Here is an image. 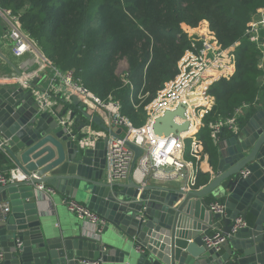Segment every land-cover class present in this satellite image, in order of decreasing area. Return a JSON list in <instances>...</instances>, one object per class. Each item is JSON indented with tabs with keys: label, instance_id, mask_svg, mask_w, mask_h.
I'll use <instances>...</instances> for the list:
<instances>
[{
	"label": "water",
	"instance_id": "1",
	"mask_svg": "<svg viewBox=\"0 0 264 264\" xmlns=\"http://www.w3.org/2000/svg\"><path fill=\"white\" fill-rule=\"evenodd\" d=\"M72 100L77 104L76 97ZM182 112H165L155 122L154 133L166 137L183 132L187 123L174 122ZM82 116L114 136L99 117ZM0 143L23 174L34 176L28 183L0 187V204L10 205L7 215L0 209V264H83L98 259L100 264H264V105L238 135L219 145L209 182L186 191L149 177L138 181L134 173L141 151L130 143L133 159L127 177L109 181L107 137L94 149L80 150L56 116L38 113L31 93L16 85L0 86ZM36 184L54 190L51 200L55 194L72 200L85 197V207L105 221L98 240L85 237L80 225L72 236L42 225L48 215L40 209ZM209 197L223 204L224 214L209 211ZM248 214L256 218L254 225L232 233L235 220L245 221ZM217 222L227 237L223 254L203 248L201 242ZM108 231L111 238L103 244Z\"/></svg>",
	"mask_w": 264,
	"mask_h": 264
},
{
	"label": "trees",
	"instance_id": "2",
	"mask_svg": "<svg viewBox=\"0 0 264 264\" xmlns=\"http://www.w3.org/2000/svg\"><path fill=\"white\" fill-rule=\"evenodd\" d=\"M0 9L22 11L21 26L47 62L73 71L99 99L110 95L119 101L124 116L136 126L142 125L145 105L177 74L190 41L197 40L190 31L205 24L209 41L219 49L240 41L232 50L234 74L209 88L214 106L196 135L211 167L217 163L219 144L209 136L208 124L230 117L242 103L254 102L264 92L259 86L260 51L244 37L264 9V0H0ZM121 62L127 64V85L117 75ZM146 93L136 109L138 96ZM219 136L221 142L231 137L226 129ZM200 177L197 188L209 179Z\"/></svg>",
	"mask_w": 264,
	"mask_h": 264
},
{
	"label": "built area",
	"instance_id": "3",
	"mask_svg": "<svg viewBox=\"0 0 264 264\" xmlns=\"http://www.w3.org/2000/svg\"><path fill=\"white\" fill-rule=\"evenodd\" d=\"M21 12L14 13L0 9V21L3 26L0 40L8 44L12 57L35 56L40 65L39 69L46 72L47 78L45 79V75L41 76V72L38 74H33V72L14 73L11 77L1 76L0 86L16 85L29 91L38 113L56 116L58 125L66 130V135L70 140L75 141L80 150L94 149L97 141L107 137L105 158L106 176L109 181H122L127 177L133 159V152L128 147V143H130L141 151L136 171L144 169L146 172L144 177L181 181L184 186L180 188L185 191L198 189L196 183L199 165L208 155L203 152L202 145L196 135L203 126V116L214 106V99L208 95V90L221 78L229 79L234 74L235 60L232 50L238 47L240 41L230 48L219 49L209 41L206 26L202 25L190 32L197 40L190 41V47L184 51L178 61L177 74L165 82L154 98L145 105L143 108L145 121L142 125L136 126L124 116L122 104L112 96L108 95L106 99L101 100L88 91L79 79L75 78L73 71H62L56 66L50 65L33 38L22 28L19 19ZM263 33L264 9L259 11L244 32V37L260 51L258 66L264 59ZM126 69L122 76L117 70V75L125 82V85L129 84L125 81ZM259 78V86L263 87L264 78ZM38 81L40 82L36 84ZM73 97L78 99L79 105L74 104ZM146 97L147 93L138 96L137 99L140 103L135 106L136 109L145 101ZM262 104V99L257 97L254 102L242 103L230 117L210 122L208 124L209 136L214 145H220L219 135L223 129H226L230 136L238 135L242 128L241 120L246 117L247 113L261 108ZM178 108H182V116L174 117V122L177 125L187 123V128L183 132L170 133L166 137L163 134L154 133L155 122L165 112H174ZM90 111H93L95 115H104V124L108 130L114 131V136L102 130L97 131L93 127V122L86 119L83 122L85 125L77 130L78 114L86 112L88 116L92 117ZM118 129L121 130L120 133H116ZM2 148L3 144L0 143V149ZM185 152L190 156V159H186ZM242 174L246 176L248 173L243 170ZM33 178V175L27 176L16 167L11 169L8 174L0 172V187L28 183ZM34 189L38 196L42 194L43 197H50L54 194V190L45 184H36ZM62 202L68 212L82 222V234L88 239L98 240L105 225L104 219L74 199L64 198ZM208 206L209 211L213 214H224L222 203L212 202ZM0 209L2 215H7L10 211L8 204H0ZM245 226L246 222L237 218L231 229L232 233ZM226 238L222 230L214 227L202 237L201 242L203 248L220 253ZM18 246L20 243L17 244ZM0 257H3L1 252ZM82 263L100 264V260H83Z\"/></svg>",
	"mask_w": 264,
	"mask_h": 264
},
{
	"label": "crops",
	"instance_id": "4",
	"mask_svg": "<svg viewBox=\"0 0 264 264\" xmlns=\"http://www.w3.org/2000/svg\"><path fill=\"white\" fill-rule=\"evenodd\" d=\"M204 26H206L205 24H203ZM3 31V26L1 24L0 21V34ZM193 31V30H192ZM190 31V32H192ZM7 60L8 63L5 62V60ZM15 66L16 69L18 71L21 72H25V73H32L33 74H38L41 72V76L45 75V79L47 78V74L46 72H42L40 68V65L38 64V60L36 59L35 56L33 55H26L23 56L22 58H15L12 57L11 52H10V47L8 46V44H5L4 42H2L0 40V77L1 76H9L11 77L12 74L16 73L15 68L13 67ZM259 68L262 70V75L260 76L261 78H264V59L263 62L261 63V65L259 66ZM40 81L36 82V84H38ZM260 97L263 100V104L264 105V92H261ZM75 105H79V102L77 101V104ZM92 116H96L99 117L101 121H103L105 123V117L103 114H98L95 115V113H93V111H90ZM255 111H252L251 113H247L246 118L243 120L242 122V127H245L248 123L249 120L251 119L252 115L254 114ZM86 113V112H85ZM89 114V113H88ZM82 115V114H81ZM90 115V114H89ZM83 119H81L80 117L78 118V126L85 122L84 117L82 116ZM93 127L96 128L97 131H99L100 129L93 123ZM224 142V141H223ZM223 144L222 142L220 143V145ZM218 152V150H217ZM218 155V153H217ZM186 159H190V156L185 152ZM17 166H15L13 164V162L8 158V156L6 155V153L4 152L3 148L0 149V172H2L3 174H8L9 171L11 169H15ZM212 170L213 167H211V165L209 164V159L208 156L203 160V162H201V164L199 165V171H198V176L201 175L202 177H200L201 180L204 179V177L209 176V179L207 181V183L209 182L210 178L213 177L214 174H212ZM145 170L141 169L140 171H136L134 173V176H136V179L138 181H140L141 179H146L147 177H144L145 175ZM107 177V176H106ZM150 179V178H149ZM157 179L155 182L159 183L162 186H179V187H183L184 184L181 181H177V180H171V179H159V178H155ZM205 186V185H203ZM203 186H200L198 188H201ZM41 198V202L39 203L40 205V209L42 210V212L46 213L48 216H46L44 219V221H42V225L46 226L49 225L53 231L55 232H61L64 235H74L78 232V228L79 225L82 229L83 224L81 221L78 220V218L75 215H72L71 213L68 212L65 204H63L62 200L64 197H60L59 195L55 194L51 200V197H43L42 194H40L39 196ZM76 202L84 205V202H81L79 200H75ZM212 202H219L218 200L214 199L213 197H209L208 199V203H212ZM1 204H8V202H3ZM85 206V205H84ZM10 207V205H9ZM256 221V218L251 215L248 214L246 217V226L248 227H252L254 225ZM218 223V222H217ZM223 225L222 223H218V226H216V229H222ZM214 227H212L213 229ZM111 234L109 231L107 233H103L102 238H101V242L104 243H108V240L111 238ZM224 250L222 249L220 254H223Z\"/></svg>",
	"mask_w": 264,
	"mask_h": 264
},
{
	"label": "rangeland",
	"instance_id": "5",
	"mask_svg": "<svg viewBox=\"0 0 264 264\" xmlns=\"http://www.w3.org/2000/svg\"><path fill=\"white\" fill-rule=\"evenodd\" d=\"M125 69H126V63L121 62L120 66H119V68H118V73H119V75L122 76V75L124 74V72H125ZM144 118H145V112H144L143 115H142V119H143L142 124H143L144 121H145ZM76 200H79V201H81V202L86 203V199H85V197H82V196H79V195H78V197H77Z\"/></svg>",
	"mask_w": 264,
	"mask_h": 264
}]
</instances>
